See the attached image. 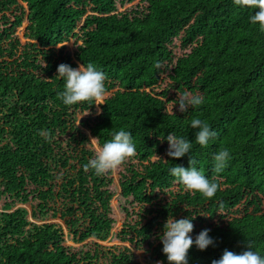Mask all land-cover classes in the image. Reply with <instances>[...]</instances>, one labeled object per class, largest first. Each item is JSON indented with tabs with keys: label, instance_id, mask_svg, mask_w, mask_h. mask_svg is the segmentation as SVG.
Returning <instances> with one entry per match:
<instances>
[{
	"label": "trees",
	"instance_id": "obj_1",
	"mask_svg": "<svg viewBox=\"0 0 264 264\" xmlns=\"http://www.w3.org/2000/svg\"><path fill=\"white\" fill-rule=\"evenodd\" d=\"M258 10L234 0H0L2 207L59 218L75 242L100 238L115 225L112 179L84 165L120 130L136 148L118 171L120 196L134 204L123 209L118 245L79 252L61 229L17 209L0 217V264H169L159 239L169 216L195 217L193 240L204 229L214 240L203 251L193 244L187 264H212L225 249L264 256V31L250 21ZM62 63L105 73L102 105L63 103ZM185 91L204 103L181 113ZM193 118L217 133L207 146L196 143ZM170 132L192 142L189 154L167 156ZM222 148L231 159L217 173ZM189 157L218 184L212 198L170 174ZM120 245L141 249L147 263Z\"/></svg>",
	"mask_w": 264,
	"mask_h": 264
},
{
	"label": "clouds",
	"instance_id": "obj_2",
	"mask_svg": "<svg viewBox=\"0 0 264 264\" xmlns=\"http://www.w3.org/2000/svg\"><path fill=\"white\" fill-rule=\"evenodd\" d=\"M234 4L259 9L250 16V21L252 24L258 23L260 30L264 31V0H234ZM156 67L159 68L161 65L158 63ZM57 73L58 76L66 80L65 90L58 94L65 105L91 100H95L96 105H102L101 102L105 96L104 81L106 75L102 71H98L92 63L87 64V66L80 64L77 68L62 63L58 65ZM203 103V96L193 95L185 91L178 94L175 105L178 104V110L184 113L190 107L194 108ZM190 123L193 129H198L195 133V141L201 146H207L209 140L217 135L207 122L199 118H193ZM40 135L48 138L49 132L41 130ZM96 138L90 137L89 143L96 145ZM166 139L169 143L166 154L170 158L179 159L184 157L189 154L192 148L191 141L183 137L178 138L171 132ZM96 153L95 158L84 165L85 171L91 168L95 170L96 174L100 175L116 169L126 158L136 154L131 132L125 130L115 132L110 141L104 143L102 147H96ZM230 159L228 149L222 148L219 150L213 157L215 172H221ZM196 164V160L189 157L190 167L185 168L175 165L170 169V174L176 177L186 189L198 191L205 197L212 198L218 191V184L214 180L210 181L202 171L197 169ZM194 218L186 217L176 220L169 216L166 220L163 226V235L159 236V239L163 245L162 251L166 255L169 264H187L188 251L193 244L201 251L210 245H214L213 238L209 236V229L202 230L195 240L189 235L194 229L192 223ZM212 264H264V256L251 250L250 247L249 250L239 254L225 249L222 256L213 260Z\"/></svg>",
	"mask_w": 264,
	"mask_h": 264
},
{
	"label": "rangeland",
	"instance_id": "obj_3",
	"mask_svg": "<svg viewBox=\"0 0 264 264\" xmlns=\"http://www.w3.org/2000/svg\"><path fill=\"white\" fill-rule=\"evenodd\" d=\"M22 32H20L21 34ZM65 47L68 51H72V46L70 44H65ZM98 112H95L92 114V117H94ZM83 117L80 116L78 118V121L81 120ZM94 147V145H92ZM96 148V146H95ZM119 166L114 169V170H109L110 171V175L109 177L112 179V187H113V192H114V196L111 200L112 202V210H113V214H114V219H115V225L113 226V228L104 236L100 237V238H93V239H88L84 242H75L73 240L72 235L69 234L65 224L63 223V221H61L59 218H53L50 216H47L46 218H43L42 221L39 220H34L31 216L32 214V209L31 206L29 204H20L12 209H7V208H3L0 202V217L2 214H6V213H11L14 210L20 209L25 213V217L27 218V220L31 223V224H35V225H42V224H53L56 226V228H59L62 230L63 233V241L64 244L68 247H71L73 249H77V251H81V252H85L89 249H93L94 245H98L101 246L103 248H109L113 245H118V236L117 234L119 233L121 227H122V223L124 220V213H123V209L129 210L131 211L132 208L134 207V204L131 205L129 204V199H123L120 196V187H119ZM127 249L128 254H130L131 256H133L134 260H137L140 263H147V260H145V254H143V252L141 251V249H137V248H133L129 246V249L124 246V245H120V250L121 251H125L124 249ZM143 254V255H142ZM95 264V263H94Z\"/></svg>",
	"mask_w": 264,
	"mask_h": 264
}]
</instances>
